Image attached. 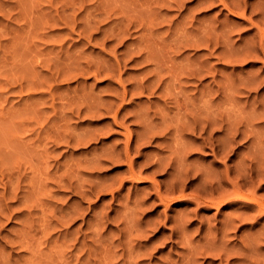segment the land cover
Returning a JSON list of instances; mask_svg holds the SVG:
<instances>
[{
	"label": "rangeland",
	"instance_id": "rangeland-1",
	"mask_svg": "<svg viewBox=\"0 0 264 264\" xmlns=\"http://www.w3.org/2000/svg\"><path fill=\"white\" fill-rule=\"evenodd\" d=\"M260 17L264 0H0V264H264V216L195 197L204 176L245 169L240 189L264 199ZM190 118L222 127L213 137L234 123L235 153L194 148L206 133L194 145L175 130ZM155 159L175 169L155 172ZM236 209L250 220L221 234Z\"/></svg>",
	"mask_w": 264,
	"mask_h": 264
},
{
	"label": "bare ground",
	"instance_id": "bare-ground-1",
	"mask_svg": "<svg viewBox=\"0 0 264 264\" xmlns=\"http://www.w3.org/2000/svg\"><path fill=\"white\" fill-rule=\"evenodd\" d=\"M224 1V0H223ZM234 3V2H233ZM239 3V2H238ZM227 4V3H226ZM235 4V3H234ZM235 6V5H234ZM237 6H238V4H237ZM240 6V5H239ZM232 8V7H231ZM239 8V7H238ZM230 9V8H229ZM235 9H237L236 8V6H235ZM242 9H243V6H242ZM241 12V11H240ZM245 12H246V8H244L243 9V11L241 12V15H245ZM251 15H252V12H251ZM258 15V14H257ZM260 19L262 20V21H264V17H260ZM260 20V21H261ZM260 23V22H259ZM262 23V22H261ZM250 24L251 25H253L259 32V35H260V37H261V39L262 38H264V29H261L260 27H259V24L257 23V22H253V21H250ZM255 29V30H256ZM208 31V30H207ZM212 31V30H211ZM209 32V31H208ZM257 32V31H256ZM207 34V33H206ZM210 34V33H209ZM117 35V34H116ZM212 35V34H211ZM213 36V35H212ZM207 37H209L208 35H207ZM259 37V36H258ZM206 38V37H205ZM202 39V38H201ZM259 39V38H258ZM200 40V39H199ZM203 40V39H202ZM206 40V39H205ZM209 40V39H208ZM208 40H206V41H208ZM204 41V40H203ZM195 42H197L196 40H195ZM149 43V42H148ZM209 43V42H208ZM225 43H226V41H225ZM255 43V42H254ZM260 43H261V41H260ZM192 44H194V43H192ZM206 45V44H205ZM262 45V44H261ZM218 46V45H217ZM251 46V45H250ZM206 47H208V46H206ZM148 48V47H147ZM150 48V47H149ZM148 48V49H149ZM255 48V47H254ZM253 48V49H254ZM250 49V48H249ZM151 50V49H150ZM159 50V49H158ZM252 50V49H251ZM254 50H252V52H253ZM256 51V50H255ZM258 51V50H257ZM256 51V52H257ZM260 51V50H259ZM147 52V51H146ZM212 52V51H211ZM215 52V51H214ZM245 52H247V54H248V51H247V49H246V51ZM242 53V52H241ZM250 53V52H249ZM252 54V53H251ZM255 55V54H254ZM148 56V55H147ZM236 56H238V55H236ZM245 56V55H244ZM250 56V55H249ZM253 56V55H252ZM149 57V56H148ZM147 57V58H148ZM242 57V56H241ZM150 58H151V56H150ZM150 58L149 59H146V60H150ZM236 58V57H235ZM243 58V57H242ZM249 58V57H248ZM251 58V57H250ZM155 59V58H154ZM145 60V61H146ZM157 60V59H156ZM246 60V59H245ZM153 62V61H152ZM160 62V61H159ZM159 65V64H158ZM157 66V65H156ZM161 66V65H160ZM164 67V66H163ZM210 67V66H209ZM156 68H158V67H156ZM159 69V68H158ZM195 69V68H194ZM211 69V68H210ZM208 70V69H207ZM181 73L180 74H182V72L183 71H180ZM194 72V71H193ZM209 72V71H208ZM158 73V72H157ZM206 73V72H205ZM164 74V73H163ZM180 74H178V75H180ZM196 73L194 72V75H195ZM199 73H197V75H198ZM190 75V74H189ZM175 76V75H174ZM177 76V75H176ZM176 76H175V78H176ZM201 76V75H200ZM186 77V76H185ZM191 77V76H190ZM196 77V76H195ZM199 77V76H198ZM213 77H214V75H213ZM160 78V77H159ZM158 78V79H159ZM181 78V77H180ZM192 78V77H191ZM200 78V77H199ZM216 78V77H215ZM254 78V77H253ZM214 79V78H213ZM255 79V78H254ZM147 80V79H146ZM156 80V79H155ZM178 80V79H177ZM247 80V79H246ZM252 80V79H251ZM250 80V81H251ZM256 80V79H255ZM181 81V80H180ZM214 81V80H213ZM253 81V80H252ZM261 81V80H260ZM256 82V81H255ZM152 83V82H151ZM177 83H179V82H177ZM216 83H217V81H216ZM254 83V82H253ZM258 83V82H257ZM256 83V84H257ZM142 84V83H141ZM154 84V83H153ZM180 84V83H179ZM178 84V85H179ZM255 83L254 84H252V85H255V87L258 85H256ZM158 85V84H157ZM251 85V86H252ZM154 86H155V84H154ZM211 86V85H210ZM243 87H245V85H242ZM251 86L249 85V86H247V87H250L251 88ZM135 87H136V85H135ZM144 87V86H143ZM157 88V87H156ZM180 88H181V86H180ZM183 88H185L184 87V85H183V87H182V89ZM212 88V87H211ZM140 89V88H139ZM163 89V88H162ZM179 89V88H178ZM182 89H179V90H181V92L178 90V93L180 92V93H182V92H184V91H182ZM239 89V88H238ZM246 89V88H245ZM184 90H186V88L184 89ZM244 90V89H243ZM248 90V89H247ZM250 90H252V89H250ZM144 91V90H143ZM162 93V92H161ZM177 93V94H178ZM244 93V92H243ZM164 94H165V92H164ZM216 94V93H215ZM170 95V94H169ZM171 95H172V93H171ZM174 95V97L176 96V94H173ZM195 95V94H194ZM194 95H192L193 96V99H194ZM214 95V94H213ZM167 96H168V94H167ZM166 96V97H167ZM178 96V95H177ZM176 96V97H177ZM187 96V94L185 95V96H183V97H185V98H187V100H188V97H186ZM170 97V96H169ZM210 97V96H209ZM213 97V96H212ZM212 97H210V99L212 98ZM165 99V98H164ZM163 99V100H164ZM176 99V98H175ZM174 99V100H175ZM184 99V98H183ZM169 100V99H168ZM171 100V99H170ZM185 101H186V99H184ZM196 100V99H195ZM176 101H180V100H176ZM184 101V102H185ZM210 101V100H209ZM208 101V102H209ZM214 101V100H213ZM183 102V103H184ZM187 102V101H186ZM194 102V101H193ZM192 102V103H193ZM177 103H179V105H181L180 107H181V109H182V106H184V105H182V104H180V102H177ZM181 103H182V99H181ZM188 103V102H187ZM174 104V103H173ZM187 105V104H186ZM188 105H191V104H188ZM211 105V104H210ZM193 107H194V104L192 105ZM169 108V107H168ZM196 108V107H195ZM189 109H191V108H189ZM193 109V108H192ZM177 112L179 111L178 110V108H177V110H176ZM183 111V110H182ZM181 111V112H182ZM190 111V110H189ZM193 111V110H192ZM177 112H176V114H177ZM165 113V112H164ZM167 113V112H166ZM180 113V112H179ZM183 113V112H182ZM184 113L187 115H189V113L190 112H188V110L187 111H184ZM193 113V112H192ZM190 114L191 116L192 115H194V114ZM185 114H182V115H184L185 116ZM208 114V113H207ZM215 114V113H214ZM161 115V114H160ZM179 115H181V113L179 114ZM181 115V116H182ZM189 115V116H190ZM197 115V114H196ZM210 115V114H209ZM163 118H167L166 116L164 117L163 115H161ZM177 116V115H176ZM181 116H180V118H181ZM189 116H187V117H189ZM198 116V115H197ZM196 116V117H197ZM203 116H205V115H203ZM186 117V116H185ZM201 117H202V115H201ZM201 117H200V119H201ZM206 117V116H205ZM205 117H202V119L203 118H205ZM210 117H212V115L210 116ZM162 118V119H163ZM179 118V117H178ZM207 118V117H206ZM205 118V119H206ZM209 118V117H208ZM216 118V117H215ZM191 119V118H190ZM218 119V118H217ZM164 120H166V119H164ZM163 120V121H164ZM182 120L183 121H187L186 119H183V117H182ZM209 119H207V120H203V121H205V125H206V121H208ZM214 120V122H215V120L216 119H214V117H213V119L212 120H210L211 122ZM219 120V119H218ZM228 120V119H227ZM227 120H226V122H227ZM230 120V119H229ZM145 121V120H144ZM153 121V120H152ZM177 121V120H176ZM181 122V121H179L180 123H177V124H179L178 126H177V124H175V126H176V128H175V126H174V128H175V130L176 131H179V133L181 132V131H185V132H187V130L190 132V135H191V138L193 139V141H194V143L192 142V144H194V145H196L195 144V141H198L201 137H202V135L204 134V133H206V138H201L200 139V141H198V144H197V146H194V148H197V149H199V148H206V147H208L209 149H210V151L213 153V154H215V153H218L219 154V156L221 157L222 156V159H224L223 157H226V158H230V156L232 155V154H234L235 153V148H234V142H235V131L237 130H234V132H233V130H232V127H233V125H234V123H233V125H232V123L230 122V121H228L227 123H226V127H224L225 129H224V135L222 136H220V137H218V136H216V137H213V132H214V128L215 127H217V126H219V125H210V127L209 128H207V126H205L204 124L203 125H201V124H199L198 122H200V120L198 121L197 120V118H192L191 119V121H189L188 123H186V122ZM223 121V120H222ZM235 121V120H234ZM233 122V121H232ZM147 122L145 121V124H146ZM173 123V122H172ZM175 123V122H174ZM202 123V122H201ZM219 123H221L220 121H219ZM258 123V122H257ZM167 124V123H166ZM215 124H218V123H216L215 122ZM223 124V123H222ZM239 124V123H238ZM244 124V123H243ZM247 124V123H246ZM249 124V123H248ZM252 124V123H251ZM250 124V125H251ZM149 125V124H148ZM172 125H174V124H172ZM249 125V126H250ZM253 125V124H252ZM251 125V126H252ZM150 126V125H149ZM154 126V125H153ZM156 126V125H155ZM171 126V125H170ZM213 126H214V128H213ZM235 126H238V125H236L235 124ZM146 127V126H145ZM164 127V126H163ZM163 127H161V128H163ZM239 127V126H238ZM237 127V128H238ZM253 127H255V126H253ZM148 128V127H147ZM152 128V127H151ZM150 128V129H151ZM154 128V127H153ZM153 128H152V130H153ZM161 128H160V130H161ZM174 128H173V130H174ZM219 128H222V127H218L217 129L218 130H221V129H219ZM236 128V127H235ZM143 129V128H142ZM149 129V130H150ZM156 129V128H155ZM155 129H154V131H155ZM157 129H159V128H157ZM156 129V131H158ZM169 129V128H168ZM147 130V129H146ZM152 130H151V132H152ZM181 130V131H180ZM170 130H168L167 131V128H163V130L162 131H159V134L160 133H165L166 132V134L169 132ZM174 132V133H176V134H179V133H177V132ZM217 131V130H216ZM222 131V130H221ZM148 132V131H147ZM170 132H172V131H170ZM185 132L183 133V134H185ZM238 132V131H237ZM148 133H150V131L148 132ZM154 133H158V132H152V133H150L149 135H145L144 136V138L143 139H145L144 141H150L151 139H154ZM192 133V134H191ZM166 134H165V136H166ZM169 134V133H168ZM187 134V133H186ZM194 134V135H193ZM199 135L200 137H197L196 135ZM244 134V133H243ZM143 135V134H142ZM157 135V134H156ZM172 135H174V134H172ZM181 135V137H182V134H180ZM237 135V134H236ZM250 135V134H249ZM248 134H246V136H247V138H248V136H249ZM164 136V135H163ZM177 136V135H176ZM179 136V135H178ZM244 136V135H243ZM245 136V137H246ZM255 136V135H254ZM156 137V136H155ZM171 137V136H170ZM205 137V136H204ZM225 138V141H223L224 142V144H222L221 142L219 143V138H220V140H223V139H221V138ZM259 137V136H258ZM167 138H168V135H167ZM255 138V137H254ZM243 139V138H242ZM245 139V138H244ZM251 139H252V137H251ZM163 140V139H162ZM168 140V139H167ZM191 140V139H190ZM259 142V141H258ZM262 142V141H261ZM180 143V142H179ZM137 144V143H136ZM178 144V143H177ZM189 144V143H188ZM192 144L190 143V145H191V148L190 149H193L192 147ZM258 144H260V143H258ZM262 144H264V143H262ZM262 144H260L261 146H262ZM181 145H182V142H181ZM185 145V144H184ZM184 145H182L183 147H185ZM186 146H187V144H186ZM189 146V145H188ZM249 146V145H248ZM177 147V146H176ZM182 147V148H183ZM258 147V146H257ZM260 147V146H259ZM190 149H186L185 148V150H190ZM196 149V150H197ZM254 149V148H253ZM177 150H180V148L178 149L177 148ZM195 150V149H194ZM200 150V149H199ZM262 150V149H261ZM184 151V150H183ZM262 151H264V150H262ZM179 152V151H178ZM182 152V151H181ZM188 152V151H187ZM254 152V151H253ZM255 152H258L257 150L255 151ZM129 153H130V145L129 144H127V147L125 148V150H124V152H123V155H124V157H125V159H126V162H127V166H128V168H127V171H129V173H130V177H138L135 173H134V171H133V169H132V166H133V158H130V155H129ZM186 153V152H185ZM238 153V152H237ZM259 153V152H258ZM118 154V153H117ZM254 154V153H253ZM183 155H185V154H183ZM248 155V154H247ZM252 155V154H251ZM255 155H256V153H255ZM255 155L253 156H251L250 158L252 159L253 157H255ZM259 155V154H258ZM261 155V154H260ZM259 155V156H260ZM114 156V155H113ZM116 156V155H115ZM121 156V155H120ZM117 157H119L118 155H117ZM215 157H216V155H215ZM256 157H258L257 155H256ZM256 157L254 158V159H256ZM158 158V157H157ZM162 158V157H161ZM160 158V159H161ZM185 158V157H184ZM218 158V157H217ZM247 158H248V156H247ZM246 158V159H247ZM261 158H264V156H262ZM124 159V160H125ZM159 159V158H158ZM182 159H183V157H182ZM243 159H245L244 158V156H243ZM243 159H241L242 160V162L244 161ZM245 159V160H246ZM254 159H252V160H254ZM259 158H257L256 159V161L258 160ZM113 160V159H112ZM162 160V159H161ZM161 160H156L155 159V162H156V164H155V168H156V170H155V172H158V171H162L163 169H165V170H167L166 169V165H168V167L169 168H172L173 166H171V164L172 163H170L169 164V161L167 162V163H164V162H162ZM170 160V159H169ZM172 160H173V158H172ZM172 160H170V161H172ZM262 160V159H261ZM226 161V160H225ZM228 161V160H227ZM250 161V160H249ZM241 161H240V164H243ZM251 162H253V161H251ZM258 163H259V161H258ZM257 163V164H258ZM261 163H264V162H262V161H260V164ZM237 164V163H236ZM250 164V163H249ZM178 165V164H177ZM184 165V164H183ZM227 165V164H226ZM262 165V164H261ZM260 165V166H261ZM181 166H182V164H181ZM244 166H245V163H244ZM243 166V167H244ZM252 166V164L249 166V168ZM253 166H254V164H253ZM257 166V165H256ZM180 167V166H179ZM236 167H238V169L241 167V165L239 166H236ZM235 167V168H236ZM246 167V166H245ZM258 167H259V165H258ZM251 168H253V167H251ZM261 168H262V166H261ZM175 169V167L174 168H172V170H174ZM237 169V170H238ZM186 170V169H185ZM184 170V171H185ZM198 170V169H197ZM197 170H195V172L197 171ZM200 170V169H199ZM230 170H232L231 168H229V167H227V169H226V172H227V176H228V172H230ZM236 170V171H237ZM240 170H241V168H240ZM245 169H243V171H244ZM251 170V169H250ZM258 170H260V168L258 169ZM184 171H182V172H184ZM210 171V170H209ZM242 171V174H240V173H237L238 174V176H236V178L237 179H235V180H231V179H229L228 177H224L225 178V180H224V182L223 181H221L220 179H224L223 177L221 178L220 177V179L219 178H217L215 175L213 176V175H211L210 173H208V174H210L211 176L210 177H207V175H206V171H205V174L203 173V175H206V178H205V176H204V179L202 178V181H199L195 186L196 187H198V190L199 191H204L205 193H207V195H204V196H201V195H203V194H200L199 192H198V194H197V196H195L196 197V199H197V201H198V203H203V204H205V205H207V204H210V205H215L216 207H219L220 205L222 206V205H232L233 203H239V206L241 207V208H243V210L245 209V210H247V212H248V210L250 209H254L255 210V214H254V216L253 215H251V218H254L255 220H257L258 218H260V217H262V216H264V199H261V197L259 198V197H257L258 195H254V193L253 194H250L251 196H247V195H249V194H247L246 195V192H250L251 190H248V191H244L245 192V194H244V192L241 190L242 189V187H241V185H240V183H239V185H240V187H241V189H240V187H239V185H238V181H239V179L242 181L243 180V182L242 183H244L245 182V184H246V181H250L251 179L253 180V176L251 175H248V176H245V174L247 175V173H246V171H245V173ZM252 171V170H251ZM194 172V173H195ZM199 172H202V171H199ZM211 172V171H210ZM260 172H262V171H260ZM184 173H186V172H184ZM244 173V174H243ZM250 173V172H249ZM140 174V173H139ZM174 174H176V173H174ZM173 174V175H174ZM180 174V173H179ZM214 174V173H213ZM215 174H217V172L215 173ZM222 174V173H221ZM236 174V175H237ZM257 174V173H256ZM256 174H254V176H259L260 177V175H256ZM260 174V173H259ZM184 176H186L185 178H187V173L186 174H183ZM196 175V174H195ZM201 175V174H200ZM178 176V175H177ZM176 176V177H177ZM209 176V175H208ZM262 176H264V174H262ZM203 177V176H202ZM219 177V176H218ZM258 177V178H259ZM179 177H177V178H175V176H173L172 177V179H171V182H172V184H173V186L174 185H176V187H177V184H179V186L181 185H186L185 187H187L188 185H189V182H188V184L187 183H184V182H182L183 180L185 181V178L183 179V180H180V179H178ZM233 178H234V176H233ZM187 180V179H186ZM240 182V181H239ZM251 182V181H250ZM249 182V183H250ZM172 184H169L171 187H173L172 186ZM168 185V186H169ZM231 186V188L230 189H227V186ZM244 185V184H243ZM190 186V185H189ZM168 188V187H167ZM174 188V187H173ZM168 189H170V187L168 188ZM252 189V188H251ZM252 191H253V189H252ZM252 191H251V193H252ZM181 192H182V189H181ZM166 195H168V194H166ZM180 195L181 196H184V194L183 193H180ZM246 195V196H245ZM180 197V196H179ZM178 198V197H177ZM158 199L161 201V202H163L165 205L167 204V200H169V198L168 197H166V196H164V195H162L160 192H158ZM199 199H201V201L199 200ZM240 208V210L242 211V209ZM239 210V209H238ZM237 209H236V213H232L231 212V214H228L225 218H223V220L220 222L221 224V226L219 227V230L221 229V234H223V235H226L227 233V231H229L230 229H232L233 227H235L236 228V226L233 224V223H235V221H243V220H245V219H248V218H250V215H248V213H247V215L246 214H243V212L242 213H239V212H237L238 211ZM240 211V212H241ZM253 211V210H252ZM245 213V212H244ZM242 215H246V216H242ZM247 216H249L248 218H247ZM253 216V217H252ZM248 220H250V219H248ZM235 224H237V223H235ZM177 225H179V224H177ZM172 227H174V226H172ZM262 228V227H261ZM175 229V228H174ZM210 229V228H209ZM179 230V229H178ZM177 230V231H178ZM217 230V229H216ZM233 230V229H232ZM259 230V229H258ZM173 231V230H172ZM171 231V233H173ZM175 231L176 230H174V233H175ZM176 231V232H177ZM262 232H264V229H262L261 231H260V234L261 235H258V236H260L261 238L262 237H264V235H262V234H264V233H262ZM185 233V232H184ZM209 233V232H208ZM213 233H214V231H213ZM255 233H257V232H255ZM181 235H183L182 233H181ZM209 235V234H208ZM215 235V234H214ZM223 235L221 236V238H223ZM212 236H213V234H212ZM255 236V235H254ZM226 237V236H225ZM220 238V239H221ZM257 238H259V237H257ZM256 237H255V239H257ZM211 239V238H210ZM260 239V238H259ZM208 240V239H207ZM214 241H215V239H213ZM261 240V239H260ZM211 241V240H210ZM218 241H220V240H218ZM222 241V240H221ZM248 241H249V239H248ZM257 241V240H256ZM255 241V243H256V245H257V243H259L260 241L258 240L257 242ZM212 242V241H211ZM223 242V241H222ZM251 242V241H250ZM210 243V242H209ZM228 243V242H227ZM254 243V244H255ZM222 245V244H221ZM245 245V244H244ZM247 245V244H246ZM213 246V245H212ZM223 246H224V244H223ZM223 246H222V249H223ZM233 246V245H232ZM257 246H259V245H257ZM215 247V246H214ZM225 247H227L228 248V246H226V244H225ZM241 248H242V246H240ZM239 247V248H240ZM245 247V246H244ZM205 248V247H204ZM203 248V249H204ZM211 248V247H210ZM220 248H221V246H220ZM232 248V247H231ZM255 248V247H254ZM208 249V248H207ZM212 250H214V248L212 249ZM216 250V249H215ZM220 250V249H219ZM227 250V249H226ZM225 250V251H226ZM228 250H230V249H228ZM247 250H249V249H247ZM209 251V250H208ZM221 251V250H220ZM244 251H245V249H244ZM222 252H224V250L222 251ZM229 252H231V251H229ZM237 252V251H236ZM246 253H248V252H246ZM216 254H218V253H216ZM240 254V253H239ZM219 255V254H218ZM241 256V255H240ZM245 256V255H244ZM246 256H247V254H246ZM229 257V256H228ZM192 258V257H191ZM247 258V257H246ZM262 258V257H261ZM262 259H264V258H262ZM260 260V259H259ZM258 261V260H257ZM262 261H264V260H262ZM249 262V261H248ZM252 262V261H251ZM247 263V262H246ZM250 263V262H249ZM262 262H260V264H261ZM245 264V263H244ZM251 264H253V263H251ZM258 264V263H257Z\"/></svg>",
	"mask_w": 264,
	"mask_h": 264
}]
</instances>
